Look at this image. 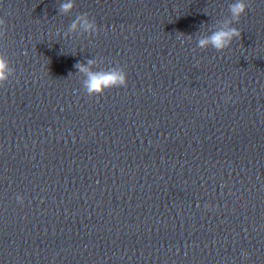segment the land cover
Segmentation results:
<instances>
[{"label":"clouds","instance_id":"1","mask_svg":"<svg viewBox=\"0 0 264 264\" xmlns=\"http://www.w3.org/2000/svg\"><path fill=\"white\" fill-rule=\"evenodd\" d=\"M74 7L75 0H63L58 6V14L67 16L72 13ZM247 9V0H234L228 7L229 16L209 25L207 31L201 32L197 37V47L201 50L211 47L218 52L228 49L234 40L241 38V32L234 24L239 23L241 17L246 15ZM6 33V20L0 17V38H3ZM98 33L99 27L95 19L88 13H78L64 32V37L85 34L95 36ZM102 63V59L91 58L74 65L76 73L83 77V91L89 97L102 96L106 90L127 86V72L122 66L116 65L105 69L100 67ZM14 75L15 68L7 56L0 52V85H4ZM16 199L23 204L22 196L17 195ZM243 255L247 256V253Z\"/></svg>","mask_w":264,"mask_h":264}]
</instances>
